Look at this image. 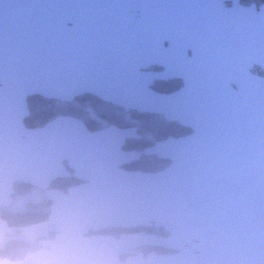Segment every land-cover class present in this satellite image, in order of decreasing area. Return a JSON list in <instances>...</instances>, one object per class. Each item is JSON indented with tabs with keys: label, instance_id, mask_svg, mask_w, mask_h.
I'll list each match as a JSON object with an SVG mask.
<instances>
[{
	"label": "water",
	"instance_id": "95a60500",
	"mask_svg": "<svg viewBox=\"0 0 264 264\" xmlns=\"http://www.w3.org/2000/svg\"><path fill=\"white\" fill-rule=\"evenodd\" d=\"M152 63L164 70H146ZM254 66L264 72V1L0 0V206L17 182L45 189L63 158L85 180L46 190L44 221L0 216V248L57 233L0 264H264V74ZM169 77L183 85L151 87ZM87 92L191 132L148 147L169 163L143 171L121 166L138 157L122 147L135 127L90 131L69 115L25 125L28 96ZM151 225L167 234L86 235Z\"/></svg>",
	"mask_w": 264,
	"mask_h": 264
},
{
	"label": "flooded vegetation",
	"instance_id": "af4514ba",
	"mask_svg": "<svg viewBox=\"0 0 264 264\" xmlns=\"http://www.w3.org/2000/svg\"><path fill=\"white\" fill-rule=\"evenodd\" d=\"M228 3L229 2H227V4ZM167 43L168 42L166 41L165 45H167ZM187 53H188V55H190L191 54V50L187 49ZM146 70L153 71V72H158V71L164 70V66H162V65H160L158 63H152L148 68H146ZM170 81L171 82H175L176 85L174 87H172V88H168V89H165V90L159 89L157 87V85H160V82H170ZM182 85H183V79L182 78H180V77H169L167 79H154L152 84H151V87L154 88L158 92L170 93V92H173V91L179 89ZM86 94L92 95L94 97H97L99 100H101L103 102H106V103L110 104L112 107H114V108H112V111H109V112L105 113V114H108V115H113L114 119L109 118V116L107 117V115H103V112H96L91 106H88L87 110L84 113H81L79 116H75V115H72L70 113L64 112V113H59V114L55 115L54 117H56L58 115H69V116H73V117L79 118L80 120L83 121V123L86 125V127L90 131H98V130H100L102 128H105V127H108V126H112V125H116V126H118L120 128L135 127L136 128L135 132H136V134L138 133V136L137 137H132V136L131 137H126L124 139V143L122 145L123 149H125V150L138 152L137 159H132L128 163H125V164L121 165L123 168H125L127 170H141L140 168L135 167L134 163L136 161L140 160V159L151 158V157H157L158 159L166 160L167 163L162 167V168H164L169 163L168 159L161 158L157 154L147 153L145 150L148 147H150L151 145H153L156 141L165 139V138L170 137V136L180 137V136L186 135L189 132H191V129L189 127L183 126V125L179 124L175 120H168L163 114H160V113H139V112H137L134 109L126 110L122 106L116 105V104H114V103H112L110 101L102 100L98 96L93 95L92 93H88V92L84 93V94H81V95H77V96L73 97L70 100H60V99H57V98H53V99H57L59 101L66 102L70 106H72L74 104V105H76L78 107L79 104H80L78 102V100H81L82 96H85ZM82 107L84 108L83 103H82ZM136 114H156V115H159L160 117H163L167 121H175V122H177L180 126L186 127L189 131L186 134H183V135H180V136L168 135L165 138L158 139V140L157 139L153 140V138L151 137L150 134H148L146 132L144 133L142 131V129H141L140 125H139L140 121H139V119H137ZM54 117H52V118H54ZM44 124H42L40 126H43ZM40 126H36V127H40ZM146 134H148V136ZM142 137L144 138V142H145L144 145L143 146H133V143H134L133 141L134 140H139ZM61 167H62V173L60 175L54 177L53 179H51L50 184L45 189H41V188H39L37 186H33V185H31L29 183H26V182H17L14 185V192L12 194V202H13V199H14L13 195L15 193H18V194L22 195V194L27 193L28 190H31V189H33L35 191H38L40 193L41 196L39 195L40 196V201L39 202H31V204L28 203L26 208L20 209V210L10 209L9 206L12 204V202H11L7 206H0V210H4L7 213L8 212L9 213H16V212H21V211L33 209V210L37 211L41 215V217L36 222H40V221H44V220L48 219L50 217V214H51V206L54 203V200L52 198L47 197L45 195L46 190H55V189H57V190L63 191L64 193H67L68 189L70 187H72L74 185H77V184H80V183L85 181L84 179H81V178H79V177H77L75 175V169H73V167L70 165L68 158H63L61 160ZM162 168H159L157 170H160ZM157 170H143V171H157ZM18 186H20L22 188V190L18 189ZM6 222H7V224L9 226H26V225H29V224H25V225H23V224H12V223H9L7 220H6ZM36 222H34V223H36ZM152 227L160 228V227H156L154 225H151L149 227H135V228H130V229H124V231H122V232L116 231L117 235L116 234H112L109 230H111V229L117 230V229H120V228H110V229H101V230H98V231L90 230V231H88L86 233V235H90V234H93V233H110V234H112L114 236H119L123 232L137 231V230H144V231H147V232H153V231H148L147 230V229L152 228ZM17 232L18 231H16V233ZM56 234H57L56 231H49L47 234L39 236V237L35 238L33 241H31V242H25V241L17 240V239H9V240H7L4 243V246H5L6 243L13 242V241L14 242H22V243L31 245L30 246V250L26 253V254H28L29 252L38 250L40 248H44L46 246L45 243L50 241V240H52V239H54ZM165 234H167V233L164 231V233L160 234V235H165ZM4 246H3V248H4ZM0 249H2V248H0ZM150 251L169 252L171 250L164 249V248H159V247H152V246H141V247L136 248V252H142L144 254H146V253H148ZM125 256H126L125 254L121 255V259H124Z\"/></svg>",
	"mask_w": 264,
	"mask_h": 264
},
{
	"label": "trees",
	"instance_id": "16d2710c",
	"mask_svg": "<svg viewBox=\"0 0 264 264\" xmlns=\"http://www.w3.org/2000/svg\"><path fill=\"white\" fill-rule=\"evenodd\" d=\"M243 3L255 2L260 4L264 0H241ZM253 71L256 73L264 74L263 70L259 66H254ZM176 85L175 82H160V85H157L159 89L165 90L172 88ZM29 114L24 119L25 125L28 127H36L44 124L49 119L54 117L59 113H70L75 116H79L81 113H84L88 106H91L96 112H103V115L109 116V118L114 119L113 115L105 114L106 112L112 111L110 104L99 100L97 97L86 94L82 96L81 100H78L80 103L77 107L76 105L70 106L66 102L59 101L53 98H46L38 94L30 95L27 98ZM82 103L84 108L82 107ZM86 107V108H85ZM137 119H139V125L142 131L151 135L153 140H158L165 138L168 135H183L186 134L189 130L186 127L180 126L175 121H167L163 117H160L156 114H136ZM133 146H143L144 138L142 137L139 140L133 141ZM167 163L166 160L158 159L157 157L143 158L134 163L135 167L140 168L141 170H157L162 168ZM18 189L22 188L18 186ZM0 215L5 218L9 223L12 224H32L36 222L41 215L33 210H25L16 213H7L4 210H0ZM148 231L157 232L163 234V228H149ZM112 234L117 232H122L124 229H111L109 230ZM30 250L29 245L22 242H9L6 243L4 248L0 249V258L8 259H18L24 257V255Z\"/></svg>",
	"mask_w": 264,
	"mask_h": 264
},
{
	"label": "rangeland",
	"instance_id": "374dc122",
	"mask_svg": "<svg viewBox=\"0 0 264 264\" xmlns=\"http://www.w3.org/2000/svg\"><path fill=\"white\" fill-rule=\"evenodd\" d=\"M148 136V134H146ZM40 193L38 191H35L33 189L28 190L27 193L25 194H18L15 193L13 195L14 199L12 204L9 206L10 209L13 210H20V209H24L26 208V206L29 204H31V202H39L40 201ZM31 245H29L30 248Z\"/></svg>",
	"mask_w": 264,
	"mask_h": 264
}]
</instances>
